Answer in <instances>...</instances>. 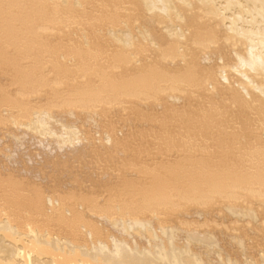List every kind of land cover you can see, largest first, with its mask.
Wrapping results in <instances>:
<instances>
[{"label": "bare ground", "instance_id": "6f19581e", "mask_svg": "<svg viewBox=\"0 0 264 264\" xmlns=\"http://www.w3.org/2000/svg\"><path fill=\"white\" fill-rule=\"evenodd\" d=\"M13 1L12 6L22 2L26 17L30 12L35 17L25 22L19 15L22 27L17 30L32 32L35 37L27 45L29 50L39 44L34 31L45 28L39 22L47 15L50 19L51 14L56 15L52 19L62 22L63 27L73 25L70 31L76 32L75 38H68L67 32L61 35L62 49L47 50L48 66L17 70L15 74L19 85L27 84L31 89L47 85L48 80L51 86L46 94L52 98L47 104L34 106L24 120L19 117L21 108L18 115L8 111L10 107L2 109V117L8 120L14 134L32 137L30 145L54 154L59 163L65 157L80 158L85 153L109 156L114 148L121 147L114 132L115 135L105 132L116 126V121L104 119L115 110L122 111L134 126L166 125L170 114L184 117L194 122L193 127L202 129L209 123L205 111L216 112L225 94L229 104L239 109L236 115L245 107L257 108L264 114V0H38L26 5L29 11L24 10V0H8ZM11 20L4 21L9 29ZM10 31L15 38V31ZM101 46L105 48L101 50ZM105 52L107 60L106 55L101 64L97 58L93 60ZM14 59L4 63L15 67ZM43 67L47 68L46 74L37 73ZM185 87L199 94L208 91L205 98L209 105L203 108L205 111L196 112L202 114L196 122L187 105L181 108V114L170 105L162 107L160 114L149 113L139 105L157 104L159 101L154 100L157 96L162 99L161 93L163 97H178ZM1 95L4 96L0 91L3 98ZM11 102L17 104L16 100ZM10 106L13 107L11 103ZM237 119L239 123L245 121L241 116ZM90 123L97 129L89 127ZM242 127L236 133L223 132L220 138L230 147L235 135L244 138L239 140L248 146L243 154L253 157L256 166L251 172L225 170L224 175L255 183L254 190L244 188L256 192L259 185H264V164L260 167L258 163L264 159V138L260 137L264 126L259 128V136L247 126ZM98 129L104 131L96 137V143L89 131ZM194 163L197 165L193 168L199 171H187L192 180H201L205 169L214 172L206 160ZM160 168L176 178L178 167L174 163ZM154 169L145 172L150 175L148 181L124 177L117 183H105L102 190L109 192L106 196L100 189L96 191L95 173L91 171H86L91 177L89 186L79 179L74 186L55 179L48 180L50 184L28 188L25 186L29 183L25 185L18 176L3 178L6 186L17 180L16 184L23 188L6 192L1 187L0 264H264V250L247 254L238 235L232 238L243 254L240 261L223 256L214 233L199 234L180 217L173 224L162 223L158 216L168 215L165 213L170 207L166 204L173 189L159 177L160 170ZM207 183L213 190L220 185L216 179ZM193 186L186 184L175 192H191ZM193 190L197 191V187ZM223 193L222 198L227 199L222 206L227 211L241 217L245 224L259 220L252 207L228 206L231 192ZM213 194L220 192L207 190L201 195L177 197L188 202L202 200L210 206L217 197ZM182 206V210L188 207ZM49 224L55 228L53 233L47 228Z\"/></svg>", "mask_w": 264, "mask_h": 264}, {"label": "rangeland", "instance_id": "374dc122", "mask_svg": "<svg viewBox=\"0 0 264 264\" xmlns=\"http://www.w3.org/2000/svg\"><path fill=\"white\" fill-rule=\"evenodd\" d=\"M6 1L8 2V0ZM6 1L0 0V91L4 95H1L3 98H0V192L2 191L1 187L6 192H18L20 188H23L21 184H16L17 180H15V183H9V186H6L7 183L3 178L7 180L11 176H18L20 180L25 182V185L29 183V185L25 186L28 188L37 185L40 186L41 184H50L48 180L55 179L65 180V183H68L70 186H74L75 180L79 179L84 181L85 186H89L91 177H87V172L91 171L95 173L97 182L95 187L96 191L101 190L102 196H106L109 192L102 190L106 188L105 183H113L124 177L134 181L142 180L143 178L148 181L147 178L150 175L145 174V172L151 168H155L154 170L158 169L161 172L159 177L165 181V184L169 183L168 186L173 189L169 192L173 196L170 197V202L166 204V207H170V211H166L165 213L168 215L160 214L158 216L162 220V223L170 225L180 217L183 221H189L191 228L197 230L199 234H203L204 231L214 233L222 248L223 256H233L239 261L243 258V254L240 253L241 249L238 244L233 241V235H238V239L242 240L247 254H255L257 251L264 250V210H262L264 208V185H259L256 192H248L244 187L254 190L256 186L253 184L255 183L241 182L238 178L224 175L225 170L236 171L246 169L248 172H251L254 170L256 162L253 157L243 154L248 147L242 145L240 142L244 138L239 139L240 136L235 135L234 140L231 141V147L230 144L225 141L223 142L220 138L223 132L230 131L236 133L241 131L240 128L243 130L242 126H247L251 129L252 133L259 136V128L264 126V114L261 111H258L257 108L250 109V107H245L241 109L240 114L236 115L235 112L239 111V109L230 105L225 94H222L220 97V108L210 114L203 109L209 105L208 99L205 98L208 91H205V94H199V92L192 88L185 87L181 95L178 94V97L175 98L163 97L162 95L164 94L161 93L159 95L162 99L157 96L154 100L155 103L159 101L157 104L148 105L147 107L139 104L141 105L140 107L143 110L147 109L149 113H153L154 111L156 114H160L162 107L170 105L174 111L175 109L178 110L175 113L181 114L179 111H181L183 106L187 105V111L192 112V118L195 122L202 115L196 112L205 111L209 114V123L200 129L193 127L194 122L185 121L184 117L169 114L168 117L170 120L166 125L134 126L122 111L115 110V112H108L109 114L104 118H109L117 122L113 130L108 129L105 131L107 134H113L112 132H114L116 135H113L118 136L122 144L121 147L117 146L113 149V155L112 153L109 156H104L105 154L85 153L80 158L65 157L64 160H61L62 163H59L54 154L51 155L48 151L41 152L42 149L30 145L34 142L32 137L30 138L20 132L14 134L15 131L10 128L8 120L2 117L5 114V111H2V109L10 107L8 111L13 110L15 115H18V110L21 108L22 113L20 112L19 117L21 120H24L34 106L47 104V101L52 98L49 93L48 95L46 94L50 92L49 87L51 86L48 80L47 85L45 83L43 86H37L35 89H31L28 88L27 84L19 85L16 81L15 74L17 70H29L31 68L34 70V68L44 65L48 66L46 61L48 55L47 50L62 49L64 40L61 35L67 32L68 38H75L76 32L70 31L73 25L63 27L62 22L57 19H52L56 15L51 14V19L49 17L50 15H47L39 22V25L43 24L45 28H36L34 31L39 39V44L37 46H31V50H29L30 48H27V45L35 37L32 32H19L17 30L22 27V24L20 25L21 18H19V15L24 17L25 22L35 17H33L31 12L26 17L24 11L21 9L22 0H15L16 3L21 2V4H14L13 6L14 1L5 4ZM31 2L35 3L38 0H24L23 7L25 11H29L26 10V5H29ZM10 14L11 18H9ZM10 19H12L9 21V23L12 22L11 29L4 22ZM88 21L84 20L83 22L86 23ZM10 30L15 31V38ZM103 48L105 46L100 47L101 50ZM105 55L107 60V53L100 56L95 55L93 60L97 58V63H102ZM11 57L16 60L15 67H12L14 64L4 63V60L9 62ZM90 61L92 62V60ZM40 72L46 74L47 68L37 69V73ZM160 85H164V82H160ZM224 93L227 92L224 91ZM216 96H219V94ZM59 99L60 97L55 98L57 101ZM11 100H16L17 104L12 103ZM150 100L148 99L147 101ZM10 103L13 107L10 106ZM124 105L127 106V104ZM237 116H241L245 121L243 120L239 123ZM77 121H81V119H77ZM234 122L239 123V129H235L236 124ZM117 126L119 129L116 128ZM86 127H88L87 122L84 123V128ZM89 127L96 128L91 123ZM103 131L99 129L98 131L90 130L89 135L95 137L92 141L98 143L99 140L96 137L99 134H103ZM245 136L249 137L250 134L248 133ZM260 137L264 138V134L262 133ZM225 145L229 149L227 147L225 149ZM42 154L45 156L41 157ZM214 154L218 156L222 155L223 158L216 157ZM201 159L206 160L209 170L223 172V174L210 173L205 169V171H201L203 173L201 180L197 178L196 180H192L191 177H187V171H193L192 173L199 171L193 168V166L196 167L197 163L195 164L194 162L200 161ZM218 159L220 160L217 161ZM193 160L195 161L193 162ZM170 163L171 165L174 163L175 168L178 167V173L175 179L171 173L166 172L167 169L160 168L161 166H168ZM258 163L261 167L264 164V159ZM59 165L62 167L60 166L58 168ZM25 168L27 170L24 171ZM59 169H61V172L58 171ZM81 171L87 172L83 174ZM203 175H207L206 178ZM237 175L239 176L240 174ZM213 179H216L220 183L219 187L215 190L207 183ZM38 181L41 182L38 183ZM191 181L194 183H189ZM186 184L196 186L197 191L193 190V186L189 189L191 192H175V190H181ZM207 190L220 192V194H213V196L217 195V197L210 206L201 202L202 200L188 202L177 197L178 195H201L202 192H207ZM194 192L198 193L194 194ZM223 192H231V197H228V202L226 203L228 206L235 208H240L239 206L252 207L257 212L259 220L245 224L243 223L245 221L241 217L227 211L222 206L227 199L222 198L225 195ZM183 204L188 206L185 210H182ZM237 214L239 213L237 212ZM250 224L253 226L252 228ZM47 228L50 232H54L55 228L51 227V224ZM233 228H235L234 232L232 231Z\"/></svg>", "mask_w": 264, "mask_h": 264}]
</instances>
